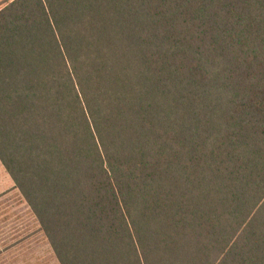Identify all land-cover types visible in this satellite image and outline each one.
Masks as SVG:
<instances>
[{
  "label": "trees",
  "instance_id": "trees-1",
  "mask_svg": "<svg viewBox=\"0 0 264 264\" xmlns=\"http://www.w3.org/2000/svg\"><path fill=\"white\" fill-rule=\"evenodd\" d=\"M0 160L61 264H264V0H0Z\"/></svg>",
  "mask_w": 264,
  "mask_h": 264
},
{
  "label": "crops",
  "instance_id": "crops-1",
  "mask_svg": "<svg viewBox=\"0 0 264 264\" xmlns=\"http://www.w3.org/2000/svg\"><path fill=\"white\" fill-rule=\"evenodd\" d=\"M0 264H61L39 219L1 160Z\"/></svg>",
  "mask_w": 264,
  "mask_h": 264
}]
</instances>
